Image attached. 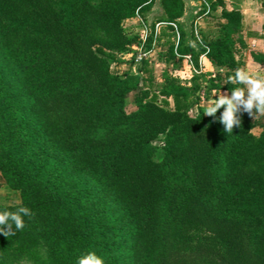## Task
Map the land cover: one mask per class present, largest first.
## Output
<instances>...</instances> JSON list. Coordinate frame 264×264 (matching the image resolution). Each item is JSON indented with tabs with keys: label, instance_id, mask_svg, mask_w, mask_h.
<instances>
[{
	"label": "trees",
	"instance_id": "1",
	"mask_svg": "<svg viewBox=\"0 0 264 264\" xmlns=\"http://www.w3.org/2000/svg\"><path fill=\"white\" fill-rule=\"evenodd\" d=\"M154 2L0 0V172L21 195L0 210L34 213L15 236L0 234V264L16 239L44 245L49 264H77L89 251L105 264H264V122L241 112L227 133L223 108L204 115L213 89L244 86L230 82L238 69L264 68V51L225 0L212 1L210 17L225 20L219 36H204L206 47L194 29L197 46L186 44L183 0H163L179 53L196 67L205 53L226 80L175 77L160 100L148 60L137 73L112 70L140 44L124 20L147 19Z\"/></svg>",
	"mask_w": 264,
	"mask_h": 264
},
{
	"label": "rangeland",
	"instance_id": "2",
	"mask_svg": "<svg viewBox=\"0 0 264 264\" xmlns=\"http://www.w3.org/2000/svg\"><path fill=\"white\" fill-rule=\"evenodd\" d=\"M228 3L231 5H234L235 7H241L240 4H244V6L253 8L254 11L258 12V19H256V23L253 26V29L249 31L248 37L254 34L259 35L261 31L264 30V0H228ZM155 5H153L154 8ZM152 9V8H151ZM237 10V9H236ZM201 11L197 14L195 20H194V29L195 32L197 29H200L202 27L204 20L209 19V18H218L220 19V16H211V14L204 16L200 18V21L198 22L197 19L198 17L201 16ZM260 12V13H259ZM219 13V12H218ZM146 15V13H145ZM147 19L143 18L141 21L137 16H135V20H130L126 21V25L129 28H132L133 32L136 34H140L142 28L144 27L145 24L148 25L150 33L152 30L155 28L156 22L160 20H156L153 25L149 24L148 17L146 16ZM225 21V20H224ZM221 22V21H220ZM222 23V22H221ZM163 33L158 38L157 40V50L156 53H154L150 59L152 61H149L151 66H153L154 71H155V82H154V91L159 95L160 100L163 98H167L166 95L163 94V91L168 89L170 86V83L172 81V78H179L181 82L184 85H190L192 83V80L194 76L197 74L189 65L187 59L183 57H175L173 61L170 62V47L174 43V33L172 32L171 26L167 25L163 27ZM242 31V28L241 30ZM153 33V32H152ZM242 33V32H241ZM199 34H203L202 32H199ZM264 37V34H262ZM153 38H154V33H153ZM132 50V48H130ZM126 57V58H123ZM117 60L116 62L112 63V70L115 73H119L121 75H129L132 73H136L138 71L137 68L141 66V61L140 62H134L132 57L128 56L126 53H119L117 55ZM135 64H134V63ZM136 65V66H135ZM135 66V68H134ZM254 72L250 73H256L259 72L262 75H264V68L262 69H256L252 66H247ZM206 74H207V79H213L214 77L212 76V69H214L213 66L206 65ZM225 76V75H224ZM223 76V77H224ZM215 81H218L217 83H220L223 81V78L218 74V76L215 78ZM203 85V90L207 93L208 96V91L210 88V81H202L201 82ZM135 96L132 94L128 98V105H127V110L131 111L134 108H136V102H135ZM212 98H218V96H214L213 91L211 92L210 95V100L209 102L212 101ZM171 103H173L172 99L170 100ZM206 101L205 106L209 103ZM192 114L196 113V109H193L191 111ZM264 122V115L260 114L258 117V123H263ZM254 131L256 133H260L261 127L258 125ZM0 203L5 204V205H16L21 203V195L19 190L14 189L11 187L3 177V175L0 172ZM4 253V258L9 264H49L47 254L45 251V246L41 244H28L26 242H20V240H13L8 242L5 245V248L3 249Z\"/></svg>",
	"mask_w": 264,
	"mask_h": 264
},
{
	"label": "clouds",
	"instance_id": "3",
	"mask_svg": "<svg viewBox=\"0 0 264 264\" xmlns=\"http://www.w3.org/2000/svg\"><path fill=\"white\" fill-rule=\"evenodd\" d=\"M230 82L244 87L232 89L230 96L219 94L218 98H212L204 108V115L214 119H217L218 110L223 108L218 121L227 133H231L234 126L241 124L238 113L247 112L251 116L257 113L264 115V75L238 69L230 78ZM33 216L31 209L25 206H19L15 211L0 210V234L7 238L15 236L25 228V217L31 219ZM77 264H105V260L96 252L89 251L77 258Z\"/></svg>",
	"mask_w": 264,
	"mask_h": 264
},
{
	"label": "built area",
	"instance_id": "4",
	"mask_svg": "<svg viewBox=\"0 0 264 264\" xmlns=\"http://www.w3.org/2000/svg\"><path fill=\"white\" fill-rule=\"evenodd\" d=\"M212 1H214V0H200V3L202 5V11H201L202 14H201L200 17H198V19H197L198 22H199L200 18H202L204 16H207V15H209L212 12ZM136 16L141 21L143 20V17L139 13V11H138ZM167 25L173 26L172 32L174 33V36H175L173 45H174V50H175L176 56L177 57H183V58L187 59L189 65H191V67L193 68L195 73H197V74L205 73L206 72L205 61H206V58H208L205 53L200 56V65H199V67H196L194 65V62H193L191 54L183 55V54L179 53L178 49H179V46H180L181 32H180V27H179L178 22H171V21H165V20H163V21L160 20V21L156 22L155 28H154V30H152V32L154 33L153 48L152 49H148L146 47V42L148 41L149 36H150V34L152 32L150 33L148 25L145 24L144 27L141 30V33L139 34L140 44H135V45H133L131 47L132 50L128 52L129 56L132 57V59L135 62H140V61L142 62L143 59L152 61V59H150L151 54H152L153 50L155 49V47L158 46L157 45V40H158V38H160V36L163 33V31H162L163 27L167 26ZM199 32H201L200 29H197L196 32H195L196 36H197L198 40L202 44H204L203 43L204 35L203 34H199ZM221 72H223V70H221ZM212 76L214 78L217 77V72L215 70H212ZM201 98H202V102H205L207 100L206 99V92L204 90L201 91Z\"/></svg>",
	"mask_w": 264,
	"mask_h": 264
},
{
	"label": "crops",
	"instance_id": "5",
	"mask_svg": "<svg viewBox=\"0 0 264 264\" xmlns=\"http://www.w3.org/2000/svg\"><path fill=\"white\" fill-rule=\"evenodd\" d=\"M225 3H226L227 9H229V10L237 9V10L241 11V13H242V31L241 32L244 35V37H245L246 41L248 42V44L252 48H254V49L264 51V37L262 36V34H264V30L261 31L259 33V35L254 34V35H251V36L248 37L249 31H251V29H253V26L255 25V23L257 21L256 19H258V17H257L258 16L257 15L258 12L257 11H254L253 8L244 6V4H240L241 7H238V6L235 7L234 5H231L230 3H228V0H225ZM131 19L132 20H135V17H130V18L125 19L124 22H123V24L125 26H127L125 22L126 21H130ZM200 20L201 19H199V21ZM220 21L223 23L224 22V19L223 18H220V19H218V18L217 19L216 18H214V19L213 18L212 19L209 18L207 20L205 19L204 22L202 20L203 25H202V27H200V31L207 38H209V39H216L219 36V34H220V26L222 24ZM156 50H157V47H155V49L153 50L151 56L154 53H156ZM129 51H131V49H129L128 51L123 52V53H126L129 56V54H128ZM123 58H126V57H123ZM205 64L206 65L213 66L212 63H211V61L208 58H206ZM135 66H134V68H135ZM243 69L246 70V71H248V72H254L253 70H251L248 67H245ZM212 70H215L217 72V76L219 74L223 78V81H221L220 84H224L225 83V80H226V78L224 76L225 73L224 72H221V71H218L215 68L212 69ZM137 72L138 71H136V73ZM216 82H218V81H216ZM212 91H213L214 96L216 94H217L216 96H218L219 94H226V95H229V96L231 95V91L230 90H227V89H213ZM207 102H209V101H207Z\"/></svg>",
	"mask_w": 264,
	"mask_h": 264
},
{
	"label": "water",
	"instance_id": "6",
	"mask_svg": "<svg viewBox=\"0 0 264 264\" xmlns=\"http://www.w3.org/2000/svg\"><path fill=\"white\" fill-rule=\"evenodd\" d=\"M183 2L185 5L184 14L182 17L178 18L177 21L186 33V44L197 46L193 35L194 20L199 11L202 9V5L200 0H183ZM154 5V8L152 7V9L146 12L150 25H153L156 20L168 19V14L163 4V0H155Z\"/></svg>",
	"mask_w": 264,
	"mask_h": 264
}]
</instances>
